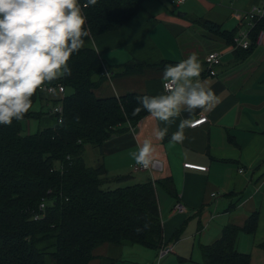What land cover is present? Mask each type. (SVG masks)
I'll return each mask as SVG.
<instances>
[{
    "label": "crops",
    "instance_id": "obj_1",
    "mask_svg": "<svg viewBox=\"0 0 264 264\" xmlns=\"http://www.w3.org/2000/svg\"><path fill=\"white\" fill-rule=\"evenodd\" d=\"M259 6L264 0H149L121 29L93 37L95 48L88 46L89 41L86 44L97 52L106 73L94 90L99 99L161 94L165 65L191 53H197L201 63L199 79L218 98L211 111H182L163 140L156 139L155 130L166 125L148 114L102 149L108 179L157 182L163 247H174L169 264H202L201 248L218 241L227 227L239 230L237 250L249 254L251 264H264L260 248L264 242V48L256 46L246 55L235 47L241 29L235 13ZM204 21L220 26L223 34L211 32ZM213 52L222 55L216 76L210 74L207 62ZM52 102L44 104L49 109L48 127L56 124L50 115ZM202 116L209 122L186 128L181 143L170 141L181 119L195 121ZM145 140H151L152 160L161 161L163 170L135 174L129 153ZM185 164L207 171L187 169ZM177 204L188 210L180 213ZM254 214H258L257 230L249 234L244 229ZM252 248L260 251V261L249 253ZM161 249L105 243L95 249L89 264H155Z\"/></svg>",
    "mask_w": 264,
    "mask_h": 264
},
{
    "label": "trees",
    "instance_id": "obj_2",
    "mask_svg": "<svg viewBox=\"0 0 264 264\" xmlns=\"http://www.w3.org/2000/svg\"><path fill=\"white\" fill-rule=\"evenodd\" d=\"M147 1L80 3L93 38L121 29ZM202 23L223 34L220 26ZM263 28L264 21L255 33ZM255 47L238 50L249 55ZM69 66L70 76L51 83L64 84L65 99L37 90L23 119L0 125V264H89L95 249L105 243L163 248L157 182L114 187L130 177L108 179L105 162L91 166L86 160L88 146L102 152L108 140L135 128L148 115L143 110L133 115L141 95L97 98L94 90L106 73L97 52L87 45L72 56ZM69 89L73 93L68 94ZM47 100L63 103L64 122L58 124L52 116L55 126L25 134V122L49 116L33 110L38 101L45 106ZM257 225L254 214L244 231L254 234ZM238 232L227 227L218 241L203 246L202 264H251V256L236 248ZM260 248L264 251V242Z\"/></svg>",
    "mask_w": 264,
    "mask_h": 264
},
{
    "label": "clouds",
    "instance_id": "obj_3",
    "mask_svg": "<svg viewBox=\"0 0 264 264\" xmlns=\"http://www.w3.org/2000/svg\"><path fill=\"white\" fill-rule=\"evenodd\" d=\"M96 2L87 0L91 5ZM86 38L95 48L80 0H0V125L23 119L37 90L71 75L69 61L86 47ZM200 73L198 54L191 53L165 65L161 94L137 97L133 115L143 110L166 125L155 130L157 140L165 138L182 111H211L218 103L214 91L199 79ZM193 126L191 119H181L170 141L183 142L185 129ZM153 153L151 140H145L129 155L148 169Z\"/></svg>",
    "mask_w": 264,
    "mask_h": 264
},
{
    "label": "built area",
    "instance_id": "obj_4",
    "mask_svg": "<svg viewBox=\"0 0 264 264\" xmlns=\"http://www.w3.org/2000/svg\"><path fill=\"white\" fill-rule=\"evenodd\" d=\"M183 1L184 0H181V2ZM83 7L84 6L81 4L82 10ZM235 14L241 26L239 34L235 39V47L237 49H242V50H249L253 45L258 46V48L259 47L264 48V28L261 29L259 32L255 33L257 24L264 21V6L254 7L247 12H236ZM207 62H208L210 74L212 76H216L217 75L216 69L222 65V55L218 52L210 53L207 56ZM49 88H51L52 91H49L48 90ZM41 91L50 97L59 98L61 100L65 99L66 96V87L61 82L56 84H48ZM50 115L56 117L58 124H62L64 122L63 103H58L53 105V107L50 110ZM207 122H209L208 118L202 116L198 120L193 121L194 126L191 128L194 129L200 127L201 125ZM163 165L164 164H162V162L159 160H152V163L148 169L142 168L135 164L133 168V172H135L136 174V173L148 172V171L150 172L162 171ZM185 168L198 170V171H207V167L197 166L193 164H185ZM45 207H46V203L44 200H42L40 205V210L41 211L45 210ZM175 209L180 213H185L186 210H188L182 204H177ZM171 254H174V247L164 246L159 253V264L162 262V260L165 257Z\"/></svg>",
    "mask_w": 264,
    "mask_h": 264
},
{
    "label": "rangeland",
    "instance_id": "obj_5",
    "mask_svg": "<svg viewBox=\"0 0 264 264\" xmlns=\"http://www.w3.org/2000/svg\"><path fill=\"white\" fill-rule=\"evenodd\" d=\"M239 11H242V10L239 9ZM236 21H238V20H236ZM33 110L36 113H43V112L48 113L49 112V109L46 106L43 107V104H42L41 101H38L35 104V106L33 107ZM45 118L46 117H42V118H39V119H32V120H30L28 122H25L24 123V130H23L24 133L25 134H34V133L38 132L40 129H44V128L48 127V125L46 124L47 119H45ZM50 120H52V121H50ZM49 121L52 124L53 119L49 118ZM87 150L88 151L86 152L87 153L86 154V160L89 161L88 162L89 165L97 166L98 164H100L99 162L101 160L103 162H105L104 161V155L102 154L101 150L94 149L91 146H88ZM136 174H138V173H136ZM111 180H114V178L113 179L111 178ZM133 184H134L133 179L130 178V179H127V180H124V181H120L114 187H121V186L123 187V186H129V185H133ZM249 253L253 256V259H255V261H257V260L260 261L261 260L262 256H260V254H261L260 251H255L254 252V248H252ZM171 257H172V255L170 257H167V259L163 260L162 263H160V264H169V260H170ZM155 264H159V258L156 259Z\"/></svg>",
    "mask_w": 264,
    "mask_h": 264
}]
</instances>
